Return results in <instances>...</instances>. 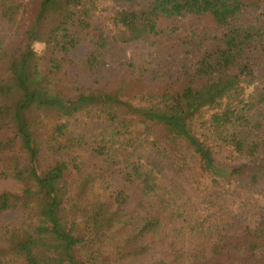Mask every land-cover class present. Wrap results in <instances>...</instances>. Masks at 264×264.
<instances>
[{"label":"trees","instance_id":"1","mask_svg":"<svg viewBox=\"0 0 264 264\" xmlns=\"http://www.w3.org/2000/svg\"><path fill=\"white\" fill-rule=\"evenodd\" d=\"M109 2L123 44L154 45L164 23L188 17L222 32L177 78L153 77H167L158 88L144 68L127 87H80L65 55L105 43L91 19ZM260 18L264 0H0V178L18 186L0 190V217L23 213L0 229V264H264V211L221 219L225 193L264 185ZM84 113L95 133L72 127ZM167 166L191 176L192 195Z\"/></svg>","mask_w":264,"mask_h":264},{"label":"rangeland","instance_id":"2","mask_svg":"<svg viewBox=\"0 0 264 264\" xmlns=\"http://www.w3.org/2000/svg\"><path fill=\"white\" fill-rule=\"evenodd\" d=\"M32 3L34 0H25ZM104 11L98 12L91 19L92 25L104 37V44H97L93 41L84 42L71 48L65 55L74 64V72L71 80L80 87L87 85L92 90L112 91L119 87H127L134 80V68L148 69L151 73L149 80L153 87H160L168 76L177 78L181 70L188 69L195 63L203 51L209 45L211 38L222 31L218 29L209 17H188L178 19L175 22H166L161 26L163 33L157 38L156 43H120L116 40L112 17L119 10V6L111 2L103 5ZM257 15H250L244 18L243 23H250L257 19ZM264 21V18H260ZM160 31V32H162ZM35 50L39 53L43 51V46L35 45ZM93 53L100 55L99 65L92 74L81 76L78 74L77 65L86 61ZM72 67V66H71ZM160 71L167 77L157 82ZM159 75V76H157ZM153 77L157 80L153 81ZM135 82V81H134ZM132 82V83H134ZM258 119H264V108L258 113ZM72 127L85 134L95 133L99 128V123L88 115L81 114L73 122ZM228 154H219V161L223 165L233 164L234 161L228 158ZM175 168L169 166L164 170L171 180L167 182L176 184L180 189L192 195L195 189L193 179L189 174H179L174 172ZM59 191L66 188L64 182L56 185ZM18 186L9 179L0 178V190L14 192ZM147 190H152L153 185L148 184ZM181 193H184L180 191ZM224 192V191H223ZM221 193V192H220ZM225 193V192H224ZM186 194V193H184ZM187 197L188 195H182ZM224 205V212L221 219L227 220L241 215L245 208H250L251 217H256L258 213L264 211V185L254 190L242 189L235 194L225 193L221 197ZM21 211H12L0 217V229L3 227L13 228L22 220ZM255 219V218H254ZM67 231V227L63 228ZM44 251L42 246L36 247L34 252Z\"/></svg>","mask_w":264,"mask_h":264}]
</instances>
